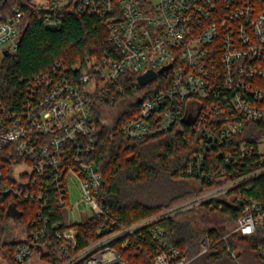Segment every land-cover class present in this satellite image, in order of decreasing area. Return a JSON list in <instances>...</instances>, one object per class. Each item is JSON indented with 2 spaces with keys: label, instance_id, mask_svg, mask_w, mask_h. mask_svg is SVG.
<instances>
[{
  "label": "built area",
  "instance_id": "1",
  "mask_svg": "<svg viewBox=\"0 0 264 264\" xmlns=\"http://www.w3.org/2000/svg\"><path fill=\"white\" fill-rule=\"evenodd\" d=\"M71 3L102 20L113 47L82 71L54 60L16 99L0 96V210L12 260L24 264L34 253L43 264H192L211 246L207 234L187 256L168 243L160 221L206 203L238 209L221 239L264 241V190L250 192L264 176V0H149L146 8L136 0H18L0 18V64L17 47L26 10L57 28ZM148 70L151 79L165 71L159 79L168 82L150 96L133 90L140 102L120 131L134 140L187 126L198 146L186 171L207 188L121 224L99 199L94 114L124 94L126 71L137 81ZM73 184L75 206H83L66 216ZM11 203L19 216H5ZM79 225H87L82 243ZM257 255L264 264V244Z\"/></svg>",
  "mask_w": 264,
  "mask_h": 264
},
{
  "label": "trees",
  "instance_id": "2",
  "mask_svg": "<svg viewBox=\"0 0 264 264\" xmlns=\"http://www.w3.org/2000/svg\"><path fill=\"white\" fill-rule=\"evenodd\" d=\"M16 1L0 0V18ZM136 1L144 8L149 4V0ZM112 47L102 20L93 14L79 12L75 3L66 7L57 28L46 27L35 14L26 10L17 47L1 60L0 96L16 99L24 82L32 74L48 68L54 60H61L69 67L79 64V71H82L88 68L87 62L91 57L109 53ZM163 75L166 76L165 71L147 84H140L130 71H126L120 81L125 92L109 105L114 109L110 121L103 119L100 112L94 114L97 142L93 159L102 178L99 199L121 224L146 217L207 188L186 171L198 146V135L187 126L182 130L174 126L161 134L134 140L125 138L120 131L121 122L136 111L140 102L132 95L133 90L144 92L143 97L150 96L168 82L163 83L159 79ZM253 185L252 194L257 189L264 190V176L256 179ZM199 207L209 213H220L224 219L223 226L201 230L192 218H188L190 216L184 215ZM186 212L163 219L160 224L165 228L168 243L177 246L187 256L198 251L200 237L207 234L211 246L192 264H260L257 248L264 241L238 233L221 239L228 226L236 220L238 209L225 204L221 208L216 204L210 208L206 203ZM29 217L30 214H26L24 218ZM3 224L4 216L0 210V256L6 264H17L11 258L13 244L4 240ZM86 227H77L81 243L85 239ZM227 246L237 252L235 258L231 257ZM131 263L135 264L132 260Z\"/></svg>",
  "mask_w": 264,
  "mask_h": 264
},
{
  "label": "rangeland",
  "instance_id": "3",
  "mask_svg": "<svg viewBox=\"0 0 264 264\" xmlns=\"http://www.w3.org/2000/svg\"><path fill=\"white\" fill-rule=\"evenodd\" d=\"M151 3H156V0H150ZM196 101L195 100H189L186 104L187 110H186V118L188 120L192 119V111L195 110V106H196ZM108 108H102L100 110V116L103 119H106L108 121H110L111 117L113 116V111L114 109L111 106H107ZM191 113H190V112ZM189 182H191L190 180H188ZM187 181V183H189ZM189 184H192L189 183ZM68 195H69V205L66 207L65 209V215L66 216H73L72 212L74 214L77 215L78 213V208L83 206V203L79 202L78 206H75L76 201H78V187L73 185H70L68 188ZM203 207H199L196 210H193L191 212H186L184 213V215L186 216H190L188 218H192V220L199 226V228L201 230H204L208 227H220L223 226L224 224V219H222L220 213L218 212H212L209 213L207 212L205 209H202ZM30 213L29 210H27V214ZM194 213L196 216H194ZM187 218V219H188ZM82 218L80 216L76 217V220H81ZM202 237V236H201ZM200 237V238H201ZM237 253V252H236ZM0 264H6L1 256H0ZM24 264H43L41 262V260H38V258L34 255V253L32 254V256L30 257L29 261H27Z\"/></svg>",
  "mask_w": 264,
  "mask_h": 264
},
{
  "label": "water",
  "instance_id": "4",
  "mask_svg": "<svg viewBox=\"0 0 264 264\" xmlns=\"http://www.w3.org/2000/svg\"><path fill=\"white\" fill-rule=\"evenodd\" d=\"M4 54L6 55L7 54V51H4ZM170 64L164 66L163 68H166L168 67ZM163 68H160L158 70V72H160ZM156 72L152 71V70H148L147 72L143 73V74H140L137 76V81L140 83V84H145L146 82H148V80H150L154 75H155ZM12 213L16 216H19L20 215V212L18 210H16L15 208V204L14 203H11L8 205L6 211H5V216L8 215V213Z\"/></svg>",
  "mask_w": 264,
  "mask_h": 264
},
{
  "label": "flooded vegetation",
  "instance_id": "5",
  "mask_svg": "<svg viewBox=\"0 0 264 264\" xmlns=\"http://www.w3.org/2000/svg\"><path fill=\"white\" fill-rule=\"evenodd\" d=\"M11 216H14V214H12L11 212H10V213H8V217H10V218H11Z\"/></svg>",
  "mask_w": 264,
  "mask_h": 264
}]
</instances>
